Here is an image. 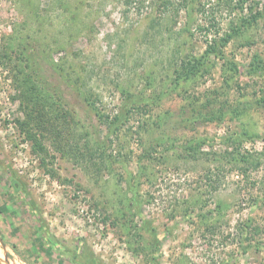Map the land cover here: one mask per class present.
I'll return each instance as SVG.
<instances>
[{"label": "rangeland", "instance_id": "374dc122", "mask_svg": "<svg viewBox=\"0 0 264 264\" xmlns=\"http://www.w3.org/2000/svg\"><path fill=\"white\" fill-rule=\"evenodd\" d=\"M263 7L0 0V264H264Z\"/></svg>", "mask_w": 264, "mask_h": 264}, {"label": "trees", "instance_id": "16d2710c", "mask_svg": "<svg viewBox=\"0 0 264 264\" xmlns=\"http://www.w3.org/2000/svg\"><path fill=\"white\" fill-rule=\"evenodd\" d=\"M164 4L166 5V3H164ZM165 5H163V6H165ZM240 5H241V3H240ZM182 6L185 8L184 11H185V16H186V23L183 27V30L185 32H190V31L200 32L203 30H205L207 32V31H209V29H212V25L210 26L207 23H204V25H203L200 22H194L193 21V18L191 16V14H193L192 6H190L186 2L183 3ZM241 10L243 12L242 7H241ZM263 13H264V7H263L262 11L260 13H257V14H251V11H250V14L248 15V17H245V18L243 17L242 19L236 21L234 23V25H231L232 27L230 28L229 32L224 34V36H222L218 40L217 39L210 40L207 43L204 52L198 58L193 57L192 59L183 60V63H181V69L180 70L182 71V73H181L180 77L187 79L189 76L192 77V76H195V74H201L204 71L206 72L207 71V68H206L207 67L206 66L207 59H209L210 56L223 57V48L231 40V38L235 34H237L239 31H241L242 28H244V26L251 25V24L255 23L257 21V19L263 15ZM179 111H180V113H177V114H178L179 118H180V116H182V118L180 120V123H182V124H189V123H193L194 121L214 122L217 120H222V118L224 116V113L222 112L221 109H218L216 111L211 110V111L205 112L203 114V111L201 109H199L195 104L192 106V113L189 116L185 115V114H187V112H185L184 108L179 110ZM246 136L247 135L245 132L236 133V138H234V139L235 140L237 139L239 141L243 140L244 138L247 140L250 139L249 137H246ZM129 190H130V187H129Z\"/></svg>", "mask_w": 264, "mask_h": 264}]
</instances>
